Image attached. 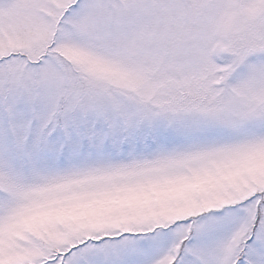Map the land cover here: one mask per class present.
I'll return each mask as SVG.
<instances>
[{"label":"snow or ice","instance_id":"6c2138e0","mask_svg":"<svg viewBox=\"0 0 264 264\" xmlns=\"http://www.w3.org/2000/svg\"><path fill=\"white\" fill-rule=\"evenodd\" d=\"M0 264H264V0H0Z\"/></svg>","mask_w":264,"mask_h":264}]
</instances>
